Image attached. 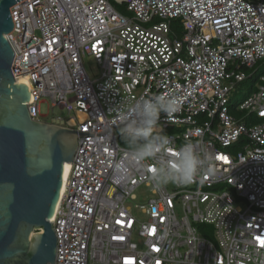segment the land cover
<instances>
[{
	"label": "built area",
	"instance_id": "2783aa9c",
	"mask_svg": "<svg viewBox=\"0 0 264 264\" xmlns=\"http://www.w3.org/2000/svg\"><path fill=\"white\" fill-rule=\"evenodd\" d=\"M10 10L12 71L30 87L32 118L44 121L47 97L73 112L47 122L79 133L51 218L53 264H264V74L234 108L241 116L230 102L264 63V0H19ZM173 96L180 108L155 129L170 137L168 163L188 142L211 163L190 185L156 191L160 150L131 161L119 138L138 100ZM143 186L152 196L135 203L139 219L130 202Z\"/></svg>",
	"mask_w": 264,
	"mask_h": 264
},
{
	"label": "water",
	"instance_id": "95a60500",
	"mask_svg": "<svg viewBox=\"0 0 264 264\" xmlns=\"http://www.w3.org/2000/svg\"><path fill=\"white\" fill-rule=\"evenodd\" d=\"M17 1L0 0V264H53L57 236L51 218L79 133L30 114L31 90L15 80L6 36Z\"/></svg>",
	"mask_w": 264,
	"mask_h": 264
},
{
	"label": "clouds",
	"instance_id": "9594fccd",
	"mask_svg": "<svg viewBox=\"0 0 264 264\" xmlns=\"http://www.w3.org/2000/svg\"><path fill=\"white\" fill-rule=\"evenodd\" d=\"M179 108V100L174 96L140 99L129 110L135 119L127 121L122 130L125 133V150L131 161L141 162L154 158L157 150H160L159 160L151 175L152 186L156 191L167 184L190 185L198 172L207 170L206 166L211 163V158L198 153L191 142L181 146L174 165L168 163L164 149L170 146V137L155 129L161 113L171 116Z\"/></svg>",
	"mask_w": 264,
	"mask_h": 264
},
{
	"label": "rangeland",
	"instance_id": "374dc122",
	"mask_svg": "<svg viewBox=\"0 0 264 264\" xmlns=\"http://www.w3.org/2000/svg\"><path fill=\"white\" fill-rule=\"evenodd\" d=\"M113 3L118 11L129 14V11L126 8V5L117 4L116 2H113ZM84 64H85L86 70L88 71V73L90 74L92 78L100 76L101 67L92 56L90 55L85 56ZM257 67L259 68V70L253 77H249L244 81L238 82L230 93V102L232 106L231 112H233L235 115L241 116L243 114V113H239L234 108L238 106L245 98L251 95L259 85L260 76L264 74V63L263 64L258 63L255 68ZM39 107H40L41 119L44 121H50L52 117H55V116H61L64 118H68L73 114V112L70 113L68 112V110L64 108H60V107H55L52 109L51 104L47 97H42L39 103ZM249 120L251 121V118H249ZM253 122H256V120H254ZM119 132H121V129ZM119 142L121 145L126 146L124 143L123 136L119 138ZM136 193H137V199L135 201L130 202L133 207V212L139 219H145L147 218V215L142 212V209L140 206H135V203H138V204L146 203L149 200V198L152 196V193L150 191V188H147L144 186L138 188L136 190ZM236 205L240 209L245 208L244 202L237 201ZM176 210H177V214L179 217L184 215V211L180 205L177 206ZM135 239L139 240V237L137 234H135Z\"/></svg>",
	"mask_w": 264,
	"mask_h": 264
},
{
	"label": "bare ground",
	"instance_id": "6f19581e",
	"mask_svg": "<svg viewBox=\"0 0 264 264\" xmlns=\"http://www.w3.org/2000/svg\"><path fill=\"white\" fill-rule=\"evenodd\" d=\"M24 81H26V80H24ZM81 115L83 116V114H81ZM69 169H70V164H69V162H66V163L64 164V170H63V185H62V188H61V192H62L63 189H64V183H65V180H66L67 175H68V173H69Z\"/></svg>",
	"mask_w": 264,
	"mask_h": 264
}]
</instances>
